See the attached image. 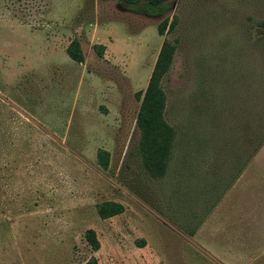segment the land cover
I'll use <instances>...</instances> for the list:
<instances>
[{
  "label": "rangeland",
  "instance_id": "1",
  "mask_svg": "<svg viewBox=\"0 0 264 264\" xmlns=\"http://www.w3.org/2000/svg\"><path fill=\"white\" fill-rule=\"evenodd\" d=\"M170 1L149 18L119 0H0V264H264V0ZM163 40L173 140L152 178L135 117ZM103 201L123 212L100 220Z\"/></svg>",
  "mask_w": 264,
  "mask_h": 264
},
{
  "label": "trees",
  "instance_id": "2",
  "mask_svg": "<svg viewBox=\"0 0 264 264\" xmlns=\"http://www.w3.org/2000/svg\"><path fill=\"white\" fill-rule=\"evenodd\" d=\"M126 11L141 14L149 18L162 16L170 11V0H119ZM175 26V18L168 21L164 18L157 26L156 33L163 36ZM256 34L264 37V20L257 24ZM92 50L101 56L104 50L102 45H93ZM173 44L163 40L152 70L148 77L145 89L137 93L139 106L135 117V126L139 133L138 153L141 164L146 173L152 178L164 175L173 140V129L163 120L165 97L159 87L161 78L166 74L174 54ZM66 56L75 63L83 62V54L79 43L71 40L64 49ZM108 153L101 149L96 152V164L103 170L107 168ZM95 213L100 220H106L123 212V206L113 201H103L95 205ZM83 239L92 253L99 249V242L91 229L84 231ZM139 244H143L140 242ZM83 264H97L91 255Z\"/></svg>",
  "mask_w": 264,
  "mask_h": 264
}]
</instances>
